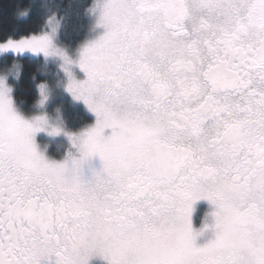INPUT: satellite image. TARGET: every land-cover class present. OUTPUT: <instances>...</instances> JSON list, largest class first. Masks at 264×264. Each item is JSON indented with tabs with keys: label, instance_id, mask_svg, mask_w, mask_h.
I'll list each match as a JSON object with an SVG mask.
<instances>
[{
	"label": "snow or ice",
	"instance_id": "obj_1",
	"mask_svg": "<svg viewBox=\"0 0 264 264\" xmlns=\"http://www.w3.org/2000/svg\"><path fill=\"white\" fill-rule=\"evenodd\" d=\"M107 31L67 90L98 119L81 161L50 162L0 80V264H264V0H97ZM55 31V30H53ZM0 50L56 55L53 35ZM40 84L43 105L48 99ZM112 135L105 137V129ZM62 130L52 128L50 134ZM71 156V153H69ZM217 207L216 236L195 244L193 205Z\"/></svg>",
	"mask_w": 264,
	"mask_h": 264
},
{
	"label": "trees",
	"instance_id": "obj_2",
	"mask_svg": "<svg viewBox=\"0 0 264 264\" xmlns=\"http://www.w3.org/2000/svg\"><path fill=\"white\" fill-rule=\"evenodd\" d=\"M95 0H0V41L20 40L47 32L51 18L60 22V41L74 49L84 43L92 30ZM56 67L42 57L0 54V74L8 75L13 97L26 114L37 111L40 84L56 79ZM51 115L59 116L70 131H78L94 121L93 115L70 97H55L49 104Z\"/></svg>",
	"mask_w": 264,
	"mask_h": 264
},
{
	"label": "rangeland",
	"instance_id": "obj_3",
	"mask_svg": "<svg viewBox=\"0 0 264 264\" xmlns=\"http://www.w3.org/2000/svg\"><path fill=\"white\" fill-rule=\"evenodd\" d=\"M96 4H97V0H95L94 5L91 9L92 11L91 15L93 20L91 33L88 39L84 43L79 45L77 48L72 49L60 41V22L56 18H51L49 20L48 23L49 29L47 32L45 31L42 34H39V35H43L45 33H51L53 35V41L55 46L59 49H62L65 52V54L73 61L71 64L66 65L64 59L56 55L45 56L43 53L36 54L31 51H24L22 53H17L13 50H0L1 55L14 54L20 56L29 55L35 57H42L46 62H51L56 67V71H57L55 76L56 79L54 80L53 83L51 84L48 83L46 85L48 99L45 101L43 105H41L39 103V101L42 98L40 94L36 106L37 111L33 114H26L20 110V108L17 106L14 100L12 86L9 84L8 81V75L0 74V80H3L6 83V85L11 89L10 96L13 100V107L20 116H22L24 119L30 122L33 121L34 118L38 116L47 117L48 120L47 130L36 132L33 136V141L37 147L38 152H40L50 162H58V163L64 162L69 152H72L74 155L78 156L79 153L77 151V147L73 145L72 141L69 138V134H73L77 136L81 135L86 130L95 127L98 119L97 115L89 109V107L83 100L75 99L74 96L67 90V86L69 84V76L65 71V68L71 71L73 77L77 81H84L87 79V74L79 66L81 52L87 44L99 40L106 34L107 31L106 27L100 23L102 10L100 8H97ZM20 40H11V41L18 42ZM64 95L70 97L73 102L83 105L93 115L94 121L81 130L78 131L68 130L63 124L61 118H59V116L51 115L48 111L50 102L55 97L64 96ZM52 128H59L62 131L58 135H51L50 132ZM112 131L113 130L110 128L105 129L104 136L105 137L111 136ZM102 168H103V162L98 155L91 158L89 165L85 168L82 174V179L85 176L90 175L91 173L102 171ZM209 203H210L209 204L210 210L207 221H204L205 220L204 217L203 219L204 223L202 222L199 223V225H192L194 232L197 234L196 241L199 242V245L200 244L202 245L201 247L205 246L210 241L215 239L216 236V228H215L216 217L214 213L217 211V207L214 204H212L210 201ZM88 264H109V261L100 254H93L89 258Z\"/></svg>",
	"mask_w": 264,
	"mask_h": 264
},
{
	"label": "flooded vegetation",
	"instance_id": "obj_4",
	"mask_svg": "<svg viewBox=\"0 0 264 264\" xmlns=\"http://www.w3.org/2000/svg\"><path fill=\"white\" fill-rule=\"evenodd\" d=\"M93 174L94 173H91L90 175L85 176L83 179L86 181L91 180L93 178ZM209 204L210 203L207 199H201L193 205L194 211L191 217L192 225H199V223L203 222L204 217H205L204 221H207L209 210H210ZM195 244L197 247L202 246L201 244L199 245V242H197L196 240H195ZM56 260H57V257L55 255L51 257H45L41 260V264H56Z\"/></svg>",
	"mask_w": 264,
	"mask_h": 264
},
{
	"label": "clouds",
	"instance_id": "obj_5",
	"mask_svg": "<svg viewBox=\"0 0 264 264\" xmlns=\"http://www.w3.org/2000/svg\"><path fill=\"white\" fill-rule=\"evenodd\" d=\"M76 147H77V151H78L79 155L77 156V155H74L72 152H69V153H71V156H69V153H68V156H67V158H66L65 160L68 161L70 167H71V162H72L73 159H75V160H77V161H81L80 164H79V169H78V171H79V174L82 176V174H83L85 168H86V167L89 165V163H90V159H88V160H81V153H80V151H79V145H77Z\"/></svg>",
	"mask_w": 264,
	"mask_h": 264
}]
</instances>
